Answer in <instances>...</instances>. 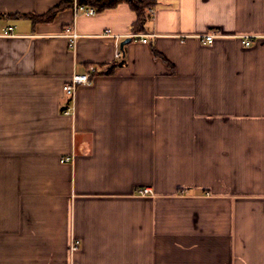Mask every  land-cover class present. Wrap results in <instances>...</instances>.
<instances>
[{
    "label": "crops",
    "instance_id": "0c3cea01",
    "mask_svg": "<svg viewBox=\"0 0 264 264\" xmlns=\"http://www.w3.org/2000/svg\"><path fill=\"white\" fill-rule=\"evenodd\" d=\"M64 1L0 0V264H264V0Z\"/></svg>",
    "mask_w": 264,
    "mask_h": 264
},
{
    "label": "built area",
    "instance_id": "2783aa9c",
    "mask_svg": "<svg viewBox=\"0 0 264 264\" xmlns=\"http://www.w3.org/2000/svg\"><path fill=\"white\" fill-rule=\"evenodd\" d=\"M73 14H74V18L76 19L79 16L82 15H86V16H94L96 15L98 12L96 10V8L92 7V6H87V5H83L80 4L78 2V0H74V5H73ZM154 14V9L150 10V15ZM66 36L69 38L70 40V45L73 47L75 45V41L78 37V35L75 33L73 28H68L67 29V34ZM214 38L213 35H208L205 37L206 41H212ZM144 43L147 42V39L144 38L142 40ZM244 44L246 46H250L251 41L249 40H245ZM125 59V52L123 47H121V45H117V50H116V61L121 63L123 62ZM105 71V69L103 68L102 70H100L98 67L96 66H90L88 68V71L82 74H74L71 81L69 83H67L66 85H64L63 89L65 94L67 95V97L69 98L70 103H74V99L76 96V92L78 87L82 86V85H90L92 84V76L99 74L100 72ZM72 107L69 106L66 108V111H64L67 115L71 114L72 112ZM70 158H66L63 161L64 162H68L70 161ZM145 193H147V190L145 191ZM80 244L79 241H76L73 245V249L76 250L78 248V245Z\"/></svg>",
    "mask_w": 264,
    "mask_h": 264
},
{
    "label": "trees",
    "instance_id": "16d2710c",
    "mask_svg": "<svg viewBox=\"0 0 264 264\" xmlns=\"http://www.w3.org/2000/svg\"><path fill=\"white\" fill-rule=\"evenodd\" d=\"M80 4L92 6L96 8L97 12H102L106 9L115 8L116 6L125 3L130 6V8L136 13L137 19L132 25V30L134 33H141L145 30V24L149 18L150 10L154 9L157 1L156 0H78ZM74 0H65L63 9L73 8ZM62 10L60 6H57L55 9L51 10L45 15H25L30 19H33L34 23L38 22H48L52 20L56 14ZM118 63L117 65H121ZM114 68V67H112Z\"/></svg>",
    "mask_w": 264,
    "mask_h": 264
},
{
    "label": "water",
    "instance_id": "95a60500",
    "mask_svg": "<svg viewBox=\"0 0 264 264\" xmlns=\"http://www.w3.org/2000/svg\"><path fill=\"white\" fill-rule=\"evenodd\" d=\"M127 41H128V40H127ZM127 41H124V42L122 43L121 47H123V46H124V44H125Z\"/></svg>",
    "mask_w": 264,
    "mask_h": 264
}]
</instances>
